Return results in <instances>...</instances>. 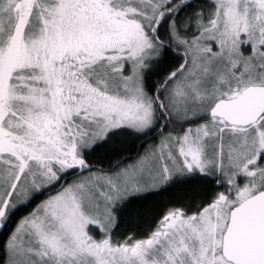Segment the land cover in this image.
Here are the masks:
<instances>
[{"label": "snow or ice", "instance_id": "obj_1", "mask_svg": "<svg viewBox=\"0 0 264 264\" xmlns=\"http://www.w3.org/2000/svg\"><path fill=\"white\" fill-rule=\"evenodd\" d=\"M0 264H264V0H0Z\"/></svg>", "mask_w": 264, "mask_h": 264}]
</instances>
